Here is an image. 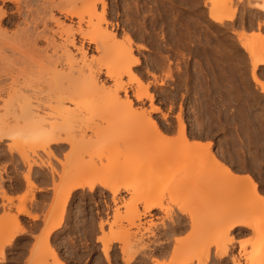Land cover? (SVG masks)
I'll return each mask as SVG.
<instances>
[{
  "label": "rangeland",
  "instance_id": "1",
  "mask_svg": "<svg viewBox=\"0 0 264 264\" xmlns=\"http://www.w3.org/2000/svg\"><path fill=\"white\" fill-rule=\"evenodd\" d=\"M84 1L77 0L76 9L89 10L88 1ZM106 1L108 20L119 37L118 41L128 46V35L134 47L133 60L126 59L119 71L132 61H139L134 76L123 79L128 83L132 107L126 108L129 113L125 112V123L118 129L107 123L105 116L102 118L107 113L105 108L109 111L111 105L107 103L102 110L100 108L103 112H99L100 117L92 122L97 133L85 134L81 132L82 124H70L68 120L66 123V120L55 119L47 122L48 130L55 127L59 131L61 127L58 138L70 142L51 145V154L42 150L34 154L27 147L25 151L24 147L11 148L14 138L0 139V228L4 220L17 216L21 227L29 230L24 218L28 213L40 218L32 214L30 207L36 203L40 188L50 187L44 199L46 212L39 224L42 234L36 237L34 247L28 254L29 238L16 239L12 246H0V264H15L13 257L20 256L19 252L29 256L25 262L20 259L18 264H36V260L38 264L40 255L39 264H154L155 261L161 264H234L233 256L241 264H246V253L254 248L250 243L257 239L264 242V204H254L252 191L253 181H256L261 187L259 191L264 194V65H259L256 70L260 86L252 78L254 56L244 48V39H240L239 34H245V38L255 44V56L264 63V39L255 37L259 33L264 37V12L255 5L263 2ZM223 3H227L229 12L235 10V16L233 21L220 24L210 17L209 12ZM70 5L68 7H72ZM100 11L101 7L95 14L98 16ZM97 18L86 19L95 23ZM87 26L84 28L89 30ZM9 31L13 34L17 29L10 28ZM117 43L113 44L115 49ZM45 47L44 43L39 44L40 49ZM91 47L88 58L98 60L95 62L98 68H105L117 56L114 50L111 51L116 56L111 57L112 52L107 55L104 50L97 51L94 45ZM77 58L80 59L79 55ZM61 72L62 77L69 70L64 68ZM42 77L37 72L27 76V82L32 83L28 82V95L33 93L28 91L39 92L37 88L42 82L43 85L47 83L45 86L48 82L54 86L61 78ZM84 79L82 76L77 87L84 86ZM100 81L106 89H117L114 81L105 75H101ZM7 83L9 88L12 82ZM98 93L95 97L104 94ZM119 94L123 100L125 94ZM40 97H45L43 102L34 101V104L39 106L42 103V107L48 109L44 108V111L40 105L42 111H49L50 104L45 102L47 92L42 91ZM98 99L100 97L95 98L100 104ZM6 101L7 98L0 102L2 113L12 112L14 107L19 110L17 105H6ZM51 106L61 113L71 109L68 104L61 107L51 103ZM1 111L0 115H4ZM151 120L160 124L161 135L147 125L146 122ZM181 123L186 129V139L202 143L203 148L183 145ZM0 124L3 131L13 128L7 122L0 121ZM26 127L28 124L20 122L15 128ZM23 151L29 160L23 157ZM104 155L112 158L107 160L114 164L128 156L124 173L142 179L135 184L130 182L135 186L133 191H121L115 199L99 185L110 179L109 163ZM216 157L219 163H229L232 168L247 166L252 170L253 178L230 177L224 168L213 164ZM100 161L106 164L102 171ZM150 172H154L153 179L145 181ZM67 177L72 179L65 181ZM118 177L113 178L115 187L122 184ZM162 179L168 184V192L161 196H146V191ZM15 181L27 186V193L20 198L18 205L4 199L3 195L9 196L8 185ZM30 182L38 190H32ZM74 183L97 186L92 192L87 187L71 194L64 192ZM157 201L162 202L160 209L153 210L152 215L141 216L140 230L131 226L128 204L136 203L132 209L141 213L146 203L155 204ZM234 216H239L237 221L247 222L254 230L260 228L261 232L255 234L257 231L252 228L230 234L235 239L234 244L227 246L228 256L220 259L218 253L225 250L228 225L233 220L229 218ZM55 223L59 227L47 239L48 228ZM104 235L109 236L111 242L108 254L103 251L104 243L100 241ZM242 242L248 244L245 250L241 249ZM167 244V252H160V248ZM144 245L147 248L142 251ZM47 248L50 252L41 253ZM259 248L264 250V246Z\"/></svg>",
  "mask_w": 264,
  "mask_h": 264
},
{
  "label": "bare ground",
  "instance_id": "2",
  "mask_svg": "<svg viewBox=\"0 0 264 264\" xmlns=\"http://www.w3.org/2000/svg\"><path fill=\"white\" fill-rule=\"evenodd\" d=\"M38 1L40 0H0V3L2 4V6L0 7V102L5 101V99L7 98V101L5 102L6 105L11 104V107L17 105L19 108V110H16V108L14 107L15 109L13 108V111L10 110L12 112L5 111V113H2L3 110H0L1 113L4 114L0 115V121L7 122L11 124V126L13 125V128H11L9 131H3L2 129H0V139L2 140L3 138L10 137L14 138V140L17 141V138H20V141H14V144H12L10 147H17L19 149L24 147L23 150L26 149L25 147H27L30 148L34 154H36V152L40 150L47 152V154H51L52 150L49 151L51 145H58L59 143L62 144L69 142V140L67 141L65 139L67 142H64V140H62L63 138H58V133H60L61 127L59 128L58 126L59 131H57V128L54 129L55 127L52 130H48L46 128L47 122L51 120H66L65 123L68 120L71 121L70 124L72 122H75L76 124L80 123L82 124L81 132L85 134L88 132H96L92 127V122L100 117L99 112H103L99 109L101 108L102 110V107H105V105L108 103L109 106L111 105V108L109 111L105 108L104 112L107 113L103 115L102 118L105 116L104 118L107 123L109 122V124L116 129L123 127L126 120L125 112H128L127 109L129 110L132 107L133 103L128 94V83H124L123 79L124 77L132 78V76H134V69L139 65V61L134 60L128 65H126L124 69H122V71H119L120 65H123V62L126 59L133 60L134 47L131 37H129L128 35V46L122 45L118 41L119 37L114 31L113 25L108 20V4L106 0H85L88 1L89 10H82L79 8L76 9L77 5L74 4L77 0H42V5H40L41 2ZM37 2L40 4H38ZM261 2L263 3L255 5H257L264 12V0H261ZM68 4L73 5H70L72 7H68ZM226 4L227 3H223L221 6L217 5L214 8L210 9V17L216 23L223 24L224 22H231L234 20L235 10L233 12H229ZM100 7L102 8V11H100L99 15L97 16L95 13H97ZM224 8H226L227 11H225ZM57 13L59 14V16L57 15ZM91 16L98 17L95 23L86 19L87 17L91 18ZM75 19L77 21H75ZM86 24L88 25L87 28L90 27L89 30L84 28ZM261 25L262 24H260V26ZM10 28H16L17 31L14 33L12 32L13 34H11V32L9 31ZM239 36L240 39H244V48L247 51L251 52V54L254 56L252 58V65L254 68L252 78L256 84L261 86V81L257 76L256 70L259 65H264V63L257 56H255V44L250 42V40H247V37L245 38V34L242 33L239 34ZM255 37H258L259 39H264V37H262L260 33L258 35H255ZM78 38H80V40H78ZM78 42L80 43V45L78 44ZM117 42L119 43V45L115 49L113 47V44ZM40 43H44L46 45L43 50L39 48ZM91 45H94V49L97 51L104 50L103 52H105L106 54L108 53L107 55H109L114 50L117 56L113 55L112 52V54L109 56H116L115 59H112L114 61L109 63V65L105 66V68H98L95 65V62L98 60H89L88 58L89 52L92 50ZM50 50L52 51V53L49 54ZM78 55L80 59L77 58ZM64 68H67L69 72L67 75L64 74L65 76L63 75L61 77V71ZM103 70H105V72H103ZM35 71L43 77L51 78V76H58L59 78H61L58 79V83H56L57 85L54 82V86L51 84V82L47 81L49 83L47 86H45L47 83L43 85L42 83L44 82H42L37 88V91L39 92H36L34 90L28 91L30 93L33 92L32 94L28 95L27 88L30 87L28 85V82L30 81L27 82V76L31 73H36ZM101 75H105L109 80L114 81L115 85L117 86V89H106L103 82L100 81ZM82 76H84L86 79H84L85 81L83 84L81 83L84 86L79 88L77 87V85L80 82L79 80H81ZM9 80H11L12 83L11 86L7 88L6 84H8L7 82ZM22 80L23 82H21ZM136 80L137 79H135L134 81ZM59 81H61L60 84ZM29 84L32 83L30 82ZM24 88L26 89L24 90ZM42 91H46L48 94V97H46L45 99V102L50 104L49 111H47L48 113L44 112V108L46 107H42V103L40 105L44 111H42L40 105L37 106V103V105L34 104V101L41 102L45 98L44 97L43 99H41L42 97H40ZM98 92H103L104 94L101 95ZM119 92H123L125 94V98L123 99L124 101L120 98ZM97 93L99 94V96L95 97ZM87 97L89 99H85ZM99 97L100 100L98 99V101L101 102L100 104L97 102V100H95V98ZM51 103H54L57 106L61 107L64 104H68L70 105L71 109H68L65 113H61L56 110L57 108L52 107ZM20 122H25L26 124H28V127L22 129L15 128ZM146 123L149 127L154 128L157 134L161 135L163 133L160 124L156 120H151ZM181 137L183 138L184 146H190L197 149H201L204 147V145L200 142H191L186 139V129L183 124L181 125ZM24 151L23 157L27 158L26 153ZM104 156H106V160L112 159L108 155ZM127 157L128 156H125V159L123 160H116L118 162L115 164L110 163L107 160L109 163L108 171L110 172L108 177L110 179H108L107 182H101V184H99L106 188L115 199L121 191L128 193L132 189L134 190L135 186L131 184H135L139 180L141 182L142 180L140 177L135 176V174L133 175L129 173H124L125 171H123V168L127 164L126 162L129 161V158ZM27 160L29 159L27 158ZM100 162L103 168L99 169H101L100 171H102V169L105 168L106 164L104 165L102 161ZM219 162L220 161L217 158L214 160L213 164L218 168H224L228 175L230 177H233V173L229 170V168L224 167ZM118 175L120 178L118 177ZM153 175L154 172L148 173L145 176L144 180L146 181L153 179ZM116 177L122 180V184H120L121 186L119 187L113 186V178ZM69 179L72 178L67 177L64 180L68 181ZM160 181L161 182H158L154 187H152V189L146 191V196H161L168 192L169 188L167 187V182L163 179ZM130 182L132 183L130 184ZM30 186L32 190L37 188L31 182ZM96 186L97 184L74 183L72 186L65 189L64 192L71 194L73 191L77 189H84L85 187H87L92 192L94 191ZM253 186L254 187L252 191L255 199L254 204H264V199L260 195L261 192L258 193L257 186L255 184ZM3 195L5 194L3 193ZM4 198L9 199V197L7 198L6 195L4 196ZM67 201L65 205H67ZM161 204L162 202L160 201H157V203L155 204L146 203L143 207V212L141 213L132 209L133 206L136 205V203L130 205L128 204V207H126L129 208L131 211L129 215V217L132 218L131 220L129 218V220L131 221V226L137 228V230H140L142 226V224L140 223L141 216L152 215L153 210L160 209ZM21 212L25 214L27 213L26 210H21ZM16 217L17 216H15L14 219L4 220V223L2 222L3 224H1V248L11 245L15 241V239L20 234H22V232H24V228L21 227V223L18 222V219ZM237 218L239 219V216L229 218V220L233 219L234 221L232 220L233 223L230 221L231 224L229 222L226 244L225 246H223L225 247V250L221 253H218V257L220 259H224L228 256L227 246L234 244L235 239L233 237H230V234L234 233L237 229L253 228L247 222L242 221L241 219V221H237ZM136 221L137 223H139L137 224ZM58 227L59 224L55 223L50 229H48L49 231L47 232V239ZM182 227H179L178 229ZM258 229L256 228L254 230L253 228L255 232L257 231V233L255 234L261 232ZM108 238L109 236L107 237L106 235H104L100 240L104 243L103 251H105L106 254H108L107 252L111 248V242H109L110 240ZM140 241L142 242L143 240H139V242ZM252 245L254 246V248H252L248 251V253H246V264H264V250H261L259 248L264 246V242H262L260 239H257L250 243V246ZM167 246L168 244L163 245V248H160V252H165L168 248ZM247 246L248 244H245V242L241 243L242 250H245ZM145 248L147 247H145L144 245V247H142V251H144ZM48 252H50L48 248L47 250L42 249L41 251V253L43 254H46ZM1 255H4L3 251H1ZM36 257H38L37 254ZM40 257L41 255L38 257V264ZM46 257L47 255L45 256V258ZM54 258H56L55 254ZM231 260L234 264H241L240 260H238L236 256H233ZM34 262H36L37 264V260ZM40 264L47 263L40 262ZM154 264L161 263H159V261H155Z\"/></svg>",
  "mask_w": 264,
  "mask_h": 264
},
{
  "label": "crops",
  "instance_id": "3",
  "mask_svg": "<svg viewBox=\"0 0 264 264\" xmlns=\"http://www.w3.org/2000/svg\"><path fill=\"white\" fill-rule=\"evenodd\" d=\"M222 165L226 168H229V170L233 173V176H238V177H242V178H247V177H251L253 178V173L252 170H250V168H248L247 166H241V168H232L231 165H229V163H223ZM232 169V170H231ZM226 171V170H225ZM32 183V182H31ZM253 184H256L258 186V193H260L261 191H259V189L261 188L260 185L256 182L253 181ZM34 185V184H33ZM30 186V185H29ZM35 186V185H34ZM36 187V186H35ZM9 188V196L7 194L6 197L9 199H6L8 201H14V203L16 205L19 204V200L20 198H22L23 196H25V194L27 193V186L24 185H20L18 184L16 181L15 183L8 185ZM50 187H41L40 190L37 192L36 194V203H33V205H31L30 209L33 215H37L40 218H37L36 216H32L30 214H26L28 217L24 218L28 224L29 230H26L24 228V232H22V234H20L16 239L17 241H19L22 238H29V240L31 241V243L28 244V254L31 251V248L34 247L35 242H36V237H39L42 234V228L39 227V224L41 221H43V214H45L46 212V208H45V204H44V199L45 196L47 194V189H49ZM38 190V188H36ZM34 189V190H36ZM6 193V192H5ZM261 197L264 199V194L263 192L260 193ZM11 197V198H10ZM13 199V200H12ZM50 229V227L48 228ZM246 229L248 228H242V229H237L234 233H236L237 231L241 230V231H246ZM49 231V230H48ZM47 231V232H48ZM55 231V230H54ZM26 233V234H24ZM54 233V232H53ZM52 233V234H53ZM51 234V235H52ZM50 235V236H51ZM49 236V237H50ZM15 239V240H16ZM49 239V238H48ZM15 242V241H14ZM12 245V244H11ZM14 246V245H13ZM16 253V252H15ZM24 252H19L20 256L18 257H13V261L15 264H18V261L20 259H22V262H25L26 259L28 258V256L23 255ZM18 254V253H17ZM16 256V255H15ZM17 262V263H16ZM60 264V263H59ZM64 264V263H61ZM111 264V263H110Z\"/></svg>",
  "mask_w": 264,
  "mask_h": 264
}]
</instances>
